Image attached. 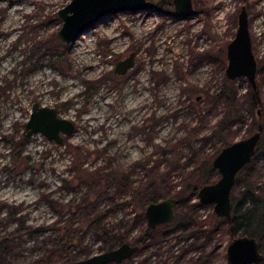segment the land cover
I'll use <instances>...</instances> for the list:
<instances>
[{
	"label": "rangeland",
	"instance_id": "374dc122",
	"mask_svg": "<svg viewBox=\"0 0 264 264\" xmlns=\"http://www.w3.org/2000/svg\"><path fill=\"white\" fill-rule=\"evenodd\" d=\"M70 1L0 0V264H65L73 250L100 253L102 230L136 244L149 228L148 200L168 197L179 201L175 220L153 228L125 263L228 264L230 222L202 204L198 190L219 179L213 159L225 142L260 127L264 142V0H193L190 17L166 0L161 9L106 16L67 44L57 35L58 11ZM243 5L259 107L248 103L244 76L231 80L237 102L219 96ZM132 52L135 65L117 73ZM34 102L74 121L63 144L26 135ZM258 148L233 199L245 189L264 198ZM114 177L133 189L123 191ZM250 236L264 248L260 232Z\"/></svg>",
	"mask_w": 264,
	"mask_h": 264
},
{
	"label": "water",
	"instance_id": "95a60500",
	"mask_svg": "<svg viewBox=\"0 0 264 264\" xmlns=\"http://www.w3.org/2000/svg\"><path fill=\"white\" fill-rule=\"evenodd\" d=\"M166 0L152 2L151 0H71L58 11L63 20L58 30V37L69 44L83 34L93 23L100 19L125 11H146L161 9ZM175 9L183 17L196 13L193 0H173ZM226 76L230 80L246 77L254 91L258 89V61L252 47L249 12L243 5L238 14V25L234 38L227 45ZM135 65V52L119 61L115 71L125 74ZM260 114V111H259ZM73 120L60 116L56 107L41 105L34 102L30 117L26 122V135L41 133L50 140L63 144L64 135L75 131ZM262 139V131L257 130L250 136L229 143L214 157L213 165L219 171L220 177L213 183L203 184L198 190L202 204H214V212L218 217L232 219V190L237 176L248 165L256 154ZM179 203L175 197H168L148 204L145 215L149 227L172 223L175 220V207ZM139 246L124 242L119 246L100 253L81 258L67 264H109L122 263L131 258ZM229 264L258 263L264 259L255 237L242 236L235 238L228 246Z\"/></svg>",
	"mask_w": 264,
	"mask_h": 264
},
{
	"label": "trees",
	"instance_id": "16d2710c",
	"mask_svg": "<svg viewBox=\"0 0 264 264\" xmlns=\"http://www.w3.org/2000/svg\"><path fill=\"white\" fill-rule=\"evenodd\" d=\"M262 64H264V63L261 62V65ZM226 83H227L226 86L223 88V90L219 94L220 98L224 99L225 101H231L230 99H232L233 103L237 102L236 100L238 97H236L237 92H236V89L234 87L233 81L227 79ZM250 90H251L250 91V97H248V103L250 104V106H252V107L261 106V99H260V94L258 91L259 89H257L256 91H254L253 89H250ZM209 98H211L212 100L214 99L213 96L209 97ZM220 98H218V99H220ZM260 130H262V127H260ZM263 143L264 142L260 141L258 147H260V145H261L262 146L261 150L264 153V144ZM228 144H229L228 142H225L223 147L228 145ZM258 151H259V148H257V152ZM256 154L254 155L253 159L257 156ZM253 159H252V161H253ZM251 162L249 164H251ZM248 165H246V167ZM246 167H244V169ZM114 181H116L115 182L116 186L119 187L120 189H122L123 191L125 190V191L130 192V190L133 189V187H132L133 183L128 178H121L120 181H118L117 178H115V179H113V182ZM263 199L264 198H262V197H258L255 194V192H253L250 189H245L244 191L241 192L240 197H236L233 199V202H234L233 220L229 221V222L232 223L234 226L236 225L234 227L236 232H238L239 230H242L244 234L253 235L254 231L261 233V230L263 229V233H264V214H263V216L258 217V214H259L258 211H260L261 209H264V200ZM235 200H237V203L235 202ZM148 201H149V203L155 202L156 199H153V200L149 199ZM150 231H154V229L152 230L151 228H147L145 234L140 236V238L138 239L139 244H143L146 241V239L149 238V236L151 235L149 233ZM99 233L101 234V236L103 238H105L106 246H105L104 250L113 249V248L117 247L118 245L128 241L127 238L124 236H119V235L111 236L110 233L108 231H105V230L97 232V234H99ZM6 246H7V240H5V242H3L1 247L4 249ZM75 246H76V244H75ZM81 248H82V246H81ZM68 254H69L68 255V261L65 264L72 262V261L79 260L81 258L89 257L90 251L88 250L86 253H84L83 248H82V250L79 252L73 250ZM82 255H84V256H82ZM116 264H118V263H116ZM120 264H126V263L124 261Z\"/></svg>",
	"mask_w": 264,
	"mask_h": 264
},
{
	"label": "flooded vegetation",
	"instance_id": "af4514ba",
	"mask_svg": "<svg viewBox=\"0 0 264 264\" xmlns=\"http://www.w3.org/2000/svg\"><path fill=\"white\" fill-rule=\"evenodd\" d=\"M181 15V14H180ZM183 17V16H182ZM233 199V198H232ZM233 212H234V205H233ZM233 220V215H232V219H230L229 221H232ZM161 225V224H160ZM159 226V225H158ZM157 226V227H158ZM236 226V225H235ZM232 223H230V231H231V240H230V242H229V244H228V246L230 245V243L235 239V238H237V237H242V236H250V234H244L243 233V231L241 230H239V232H236V230H235V227ZM149 227V226H148ZM149 228H152V227H149ZM156 228V227H155ZM153 229V228H152ZM261 235H263V237L262 238H264V233H263V229L261 230V233H260ZM253 237V236H252ZM149 238H152V235H150L149 236ZM258 243H259V250H260V252L264 255V248L262 247V245L260 244V242L258 241ZM135 245H138L139 246V250H140V247H141V244H139V242H136V244ZM228 246H227V262H228V264H229V257H228ZM138 250V251H139ZM137 251V252H138ZM136 252V253H137ZM135 253V254H136ZM134 254V255H135ZM251 264H264V259L262 260V261H260V262H258V263H251Z\"/></svg>",
	"mask_w": 264,
	"mask_h": 264
},
{
	"label": "bare ground",
	"instance_id": "6f19581e",
	"mask_svg": "<svg viewBox=\"0 0 264 264\" xmlns=\"http://www.w3.org/2000/svg\"><path fill=\"white\" fill-rule=\"evenodd\" d=\"M11 1H12V0H11ZM12 8H13V6H12ZM19 8H20V7H19ZM16 10H17V9H16ZM13 11H14V10H13ZM29 13H30V12H29ZM13 14H14V13H13ZM13 16H14V15H13ZM15 17H16V16H15ZM15 17H13V18H15ZM16 19H17V18H16ZM14 20H15V19H14ZM16 21H17V20H16ZM9 23L11 24V22H9ZM13 23H14V21H13ZM13 23H12V24H13ZM16 24H17V23H16ZM13 25H14V24H13ZM6 27H7V26H6ZM4 28H5V27H4ZM13 28H14V27H13ZM6 29H7V28H6ZM9 30H10V29H8V31H9ZM11 30H12V29H11ZM11 30H10V31H11ZM13 30H14V29H13ZM5 31H6V30H5ZM9 33H11V32H9Z\"/></svg>",
	"mask_w": 264,
	"mask_h": 264
}]
</instances>
